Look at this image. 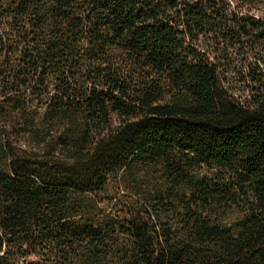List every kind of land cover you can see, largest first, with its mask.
<instances>
[{"label": "trees", "instance_id": "trees-1", "mask_svg": "<svg viewBox=\"0 0 264 264\" xmlns=\"http://www.w3.org/2000/svg\"><path fill=\"white\" fill-rule=\"evenodd\" d=\"M0 264H264V0H0Z\"/></svg>", "mask_w": 264, "mask_h": 264}]
</instances>
